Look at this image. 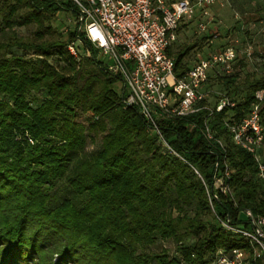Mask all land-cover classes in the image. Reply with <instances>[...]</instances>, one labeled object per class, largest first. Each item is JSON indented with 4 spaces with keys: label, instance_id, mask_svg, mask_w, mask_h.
<instances>
[{
    "label": "trees",
    "instance_id": "trees-1",
    "mask_svg": "<svg viewBox=\"0 0 264 264\" xmlns=\"http://www.w3.org/2000/svg\"><path fill=\"white\" fill-rule=\"evenodd\" d=\"M59 10L52 0H0V264H210L220 250L249 248L217 216L264 217L258 164L226 127L264 90V57L253 75L209 77L234 106L159 121L174 154L122 102L97 50L70 53L76 33L56 27ZM192 48H169L178 76ZM260 113L264 127V101ZM206 122L223 146L205 137ZM227 165L233 195L212 207L209 192Z\"/></svg>",
    "mask_w": 264,
    "mask_h": 264
},
{
    "label": "built area",
    "instance_id": "built-area-1",
    "mask_svg": "<svg viewBox=\"0 0 264 264\" xmlns=\"http://www.w3.org/2000/svg\"><path fill=\"white\" fill-rule=\"evenodd\" d=\"M59 4L57 13L66 17L63 30L76 33V39L68 43V50L77 59L80 47L86 57L94 56L98 68L118 78L122 102L135 107L146 119L160 140L174 154L159 128V121L166 118L180 119L207 109L212 115L225 106H234L228 97H222L214 106H203L207 99L203 90L212 75H230L238 51L234 43L214 54L201 58L186 72L178 76L176 61L168 53L176 42L181 25L199 17L200 32L206 30L203 18L208 9L223 6L228 0H52ZM199 15V16H197ZM89 43V46H87ZM251 57V49L246 50ZM214 73V74H213ZM264 90L255 93L250 112L241 121L226 122L232 141L251 153L258 164V177L264 182V127L261 106ZM194 126V124L192 125ZM205 137L218 142L209 124L205 123ZM218 168V163L215 165ZM231 170L227 165L223 174L215 176L209 192L213 199L233 195L227 179ZM242 223L230 216H217L222 227L244 238L249 248L234 247L220 250L210 264H264V217L251 210L242 212Z\"/></svg>",
    "mask_w": 264,
    "mask_h": 264
},
{
    "label": "rangeland",
    "instance_id": "rangeland-1",
    "mask_svg": "<svg viewBox=\"0 0 264 264\" xmlns=\"http://www.w3.org/2000/svg\"><path fill=\"white\" fill-rule=\"evenodd\" d=\"M208 11L209 16L203 18L206 23L205 31L200 32L198 29L197 20L200 19L199 17L181 25L178 31V38L173 44L174 50L177 51L185 44L193 46L185 56L183 63L192 66L199 59L206 58L228 44L234 43L239 61L232 73H238L242 78L246 74L256 73L258 65L264 57V0H228L223 6L215 5ZM65 21L66 17L63 14L56 17L55 25L64 35ZM32 31V27L21 28V32L27 36L31 35ZM247 49H251V57L247 56ZM80 54L86 56L81 47ZM224 87L216 79L205 84L203 90L210 106L215 105L227 95ZM80 119L83 120V118ZM99 146L100 140H97L96 143H90L87 149L94 152Z\"/></svg>",
    "mask_w": 264,
    "mask_h": 264
}]
</instances>
